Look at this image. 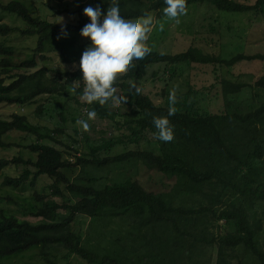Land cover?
<instances>
[{"label": "rangeland", "instance_id": "rangeland-1", "mask_svg": "<svg viewBox=\"0 0 264 264\" xmlns=\"http://www.w3.org/2000/svg\"><path fill=\"white\" fill-rule=\"evenodd\" d=\"M11 1L23 3L32 15L53 19L55 23L61 25L78 23L79 18L76 13L79 7H82L80 9L82 13L88 6L97 7L92 0H34L32 3L37 10L33 13L30 5L21 0H0V3L8 4ZM234 1L254 5L258 0ZM151 15L154 24L147 43L152 50L174 55L196 47L205 53L224 59H231L238 53L264 54V11L226 13L209 4H193L187 9L186 15L179 17V23L167 17L157 19L156 12ZM0 23L21 28L27 26L18 16L2 10H0ZM161 24L164 25L163 31L160 30ZM66 37L77 39L79 43L87 45V48L92 46L91 40L84 38L81 33H69ZM1 44L11 45L15 51L11 67L8 69H14L13 73L17 74L34 73L41 67H46L49 72L35 81L51 88L53 92L39 95L32 102L21 106L0 104V119H10L13 114L20 112L26 115L30 124L36 125L40 132L48 133L59 129L60 134L53 135V140L43 142L56 147L65 159L75 165L64 171L72 183L103 189L114 181L131 180L137 181L146 191L157 195L175 193L173 191L176 185L175 179H169L142 163L104 168L76 164L79 157L86 159H92L93 156L114 157L128 151L147 150L161 154L165 142L157 139L154 132H138L137 126L133 123L140 115L127 92L117 88V95H128V101L119 106H113L111 102L110 110L114 113L112 119H102L97 115L94 121L89 120L86 112L88 109L77 92L80 87L83 90L84 85L75 82L73 85L64 86L69 75L80 69V61L73 65L63 64L55 44H49L45 52L37 54L36 68H22L23 61L34 58L37 40L20 34H11L7 37L0 36ZM4 57L0 54V71L3 70L1 62ZM263 73L264 63L259 60H245L231 68L217 64L159 63L149 66L147 75L142 80L131 82L142 88V91L161 107H170L168 97L170 92L175 90L177 103L174 107L178 111L188 110L201 116L246 114L255 111L264 101V90L254 86ZM224 78L247 86L241 92L230 95L225 101L220 83ZM88 108L90 110L89 105ZM79 119L88 121L89 131H84L82 126L77 125ZM4 140L10 146L0 148V159L20 156L26 160H36V155L27 148L38 142L36 136L15 131L5 136ZM111 140L115 142L112 148L92 153L93 148H98ZM251 166L264 168V158L252 161ZM26 170H30L33 174L35 172L34 167L22 164L0 169V216L3 213H12L20 219L36 223L41 218L36 217L34 213L41 206L42 201L55 200L62 204H74L78 201L67 191L64 183L57 185L55 179L46 175L39 177L35 185L31 184L33 174L18 188L5 185L6 178L20 177ZM94 179L96 182H92ZM259 183L264 184V174ZM56 185L62 194L54 195ZM176 201L192 213L190 221L183 224V230L187 234L185 236L191 241V251L185 256L183 264H218L217 244L214 242L210 244L209 241L212 237L214 239L234 232L232 224L229 225L220 216L231 206L240 204L246 208L249 222L257 228L259 242L264 251V200L248 202L241 198L240 194L223 190L219 183L213 182L194 188L191 195L177 196ZM202 209L207 210L200 212ZM198 212L200 214H196ZM72 230L82 236L85 248L100 255L113 250H119L123 255H135L143 251L142 245L153 238L151 243L154 249L159 245L163 247V252L158 258L166 255L164 251L169 249L164 245L165 239L175 234L162 222L152 220L135 222L129 214L110 213L100 217L78 214L72 223ZM43 253V246H38L4 259L3 263L49 264L48 260H51L57 264H91L76 254H69L63 248L50 249L48 255ZM167 260L168 256L164 262L155 261L152 264H166ZM227 260L231 264H260L238 248L228 250Z\"/></svg>", "mask_w": 264, "mask_h": 264}, {"label": "trees", "instance_id": "trees-1", "mask_svg": "<svg viewBox=\"0 0 264 264\" xmlns=\"http://www.w3.org/2000/svg\"><path fill=\"white\" fill-rule=\"evenodd\" d=\"M30 5L32 12L37 10L32 2L21 0ZM106 16L112 0H92ZM120 14L128 20H135L145 12L157 13V19L164 18L163 8L167 5L164 0H118ZM193 4H209L226 13H245L250 11H264V0H258L254 5H245L234 0H187V9ZM63 8H68L63 6ZM82 7L77 9L78 23H55L53 20L43 18L41 15L30 13V10L21 2L11 1L8 4L0 3V10L21 18L26 27H13L6 23H0V36L20 34L27 38L37 40L34 49V58L21 63L22 68L33 69L38 66L37 54L45 52L49 44H55L60 53L61 62L73 65L81 60L87 45L79 43L75 38L62 35V29L67 34H80L90 19L82 13ZM15 51L13 46L0 45V54L5 56L1 62L0 71V104L25 105L32 102L39 95L52 93L53 90L46 85H41L35 79L41 78L49 70L41 67L34 73H13L14 69H8L12 64V56ZM259 60L264 63V54L246 55L238 53L231 59L215 57L205 53L202 49L191 47L178 54H164L152 50L144 59L133 60L132 66L116 82V87L127 92L133 100V105L140 117L133 121L138 132L157 130L153 124V117L167 116L169 108L158 106L150 96L143 91L135 94L129 93L131 81L142 80L147 75V69L153 64H217L227 68L233 67L242 61ZM75 82H83V73L79 69L71 73L64 82L65 85H73ZM225 101L230 95L237 94L247 85L235 83L231 79L220 81ZM254 86L264 90V73L254 83ZM78 95L83 90L78 89ZM88 111L95 110L102 119H112L114 113L110 110L111 101L101 106L98 102L88 104L83 101ZM90 107V110L88 108ZM174 127V139L165 143L161 154L144 151H128L117 156L86 159L79 157L77 165H94L98 168L108 166H124L132 163H142L150 169L157 170L169 179H175L173 188L175 193L157 195L146 191L137 181H114L103 189L91 186H80L72 183L65 170L72 168L73 164L65 159L62 152L56 147L44 143L45 140H53V135L60 134V130L53 132H40L36 125L30 124L26 115L17 112L10 119H0V148L10 146L4 137L12 132H22L37 137L38 142L27 148L36 155V160H26L22 157L13 159H0V169L15 165L32 166L34 174L26 170L20 177L6 178L5 185L14 188L20 187L28 181L33 174L31 184L35 185L41 176H49L55 179L58 185L64 183L71 196L78 199L74 204H62L55 200L42 201L41 206L34 213L41 218L33 223L20 219L10 214L3 213L0 216V264L3 260L24 253L34 247L43 246L45 255L50 249L63 248L69 254H76L89 263L94 264H152L162 261L168 256L166 264H183L185 256L190 252L191 241L186 238L183 224L190 221L191 211L183 204L176 201L177 196L191 195L194 188H199L206 183L217 182L223 190L233 191L248 202L264 200V184L259 183L263 178L264 168L252 167L251 162L264 158V101L255 111L246 114L226 113L225 115L201 116L191 111H178L169 117ZM42 142V143H40ZM115 145L113 140L93 148L92 153L110 149ZM96 182V179L92 180ZM56 185L54 195L62 194ZM55 187V185H54ZM224 211L220 218L232 224L234 232L217 238L212 237L210 244H217L218 264H231L227 260L228 250L240 249L252 260L264 264V251L259 242L257 228L248 220V212L243 205L231 206ZM202 209L200 212L206 211ZM67 212L66 214H62ZM200 212L196 214H200ZM129 214L135 222L156 221L162 222L169 231L175 233L165 239L166 255L160 245L154 249L153 238L143 244V251L138 254L123 255L119 250L98 254L96 251L85 248L83 238L72 230V223L78 214L90 217H100L105 214ZM139 224V223H137ZM168 235V234H167ZM214 242V243H213ZM157 243V242H156ZM138 250V249H136ZM49 264H57L48 260Z\"/></svg>", "mask_w": 264, "mask_h": 264}, {"label": "clouds", "instance_id": "clouds-1", "mask_svg": "<svg viewBox=\"0 0 264 264\" xmlns=\"http://www.w3.org/2000/svg\"><path fill=\"white\" fill-rule=\"evenodd\" d=\"M167 5L163 8L165 17L179 23V17L187 14V0H164ZM84 14L90 19L81 30L84 38L90 39L92 46L87 48L80 60V70L83 73L84 89L80 96L82 101L92 104L98 102L101 106L109 101L113 106L125 104L128 95H117L116 82L120 76L127 73L132 66L133 60L144 59L151 54L152 47L147 43L149 33L153 30L154 20L150 13L145 12L133 20L125 19L120 14L118 0H112L111 6L103 15L99 6H88ZM164 25H160L163 31ZM62 35L67 36L66 29H62ZM134 90L135 94H142V88L132 83L129 93ZM170 107L167 116L153 117L157 139L162 142H171L174 139V127L169 117L176 114L174 105L177 103L176 91L169 94ZM89 120H95V110L86 111ZM77 125L82 126L84 131L90 130L87 120H77Z\"/></svg>", "mask_w": 264, "mask_h": 264}, {"label": "crops", "instance_id": "crops-1", "mask_svg": "<svg viewBox=\"0 0 264 264\" xmlns=\"http://www.w3.org/2000/svg\"><path fill=\"white\" fill-rule=\"evenodd\" d=\"M30 1L34 3V0H30ZM34 7H35V6H34ZM35 8H36V7H35ZM51 20H53V19H51ZM51 20H50V21H51Z\"/></svg>", "mask_w": 264, "mask_h": 264}]
</instances>
